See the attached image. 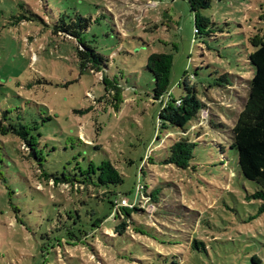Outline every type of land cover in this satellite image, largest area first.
Wrapping results in <instances>:
<instances>
[{"label": "rangeland", "instance_id": "rangeland-1", "mask_svg": "<svg viewBox=\"0 0 264 264\" xmlns=\"http://www.w3.org/2000/svg\"><path fill=\"white\" fill-rule=\"evenodd\" d=\"M207 1L199 15L211 25L195 37L189 0H0V264H264L258 187L231 148L264 0ZM78 16L100 72L81 66L84 49L64 32ZM157 53L173 55L175 98L189 96L184 78L198 91L184 129L160 119ZM182 138L196 145L190 167L164 164ZM107 161L122 185L80 183Z\"/></svg>", "mask_w": 264, "mask_h": 264}, {"label": "trees", "instance_id": "trees-1", "mask_svg": "<svg viewBox=\"0 0 264 264\" xmlns=\"http://www.w3.org/2000/svg\"><path fill=\"white\" fill-rule=\"evenodd\" d=\"M192 11L196 13V29L195 37L200 34L207 33L210 22L206 18H201L199 13L208 4L207 0H189ZM85 19L77 17V22H72L68 27L70 30L64 31L67 36L77 38L81 47L78 49V58L81 66L87 67L88 64L96 72H100L104 65V59L101 55L90 46L86 45L81 38V34L86 31L82 23ZM86 21V20H85ZM86 25V24H85ZM249 62L254 68V77L250 83V95L246 103L244 111L241 113L234 129L231 148L238 152L239 167L242 175L249 181L254 182L258 189L253 195V199L261 202L260 212L264 213V43L261 44L255 52L249 56ZM174 65L172 54L157 53L153 54L150 59L149 71L155 80L154 100L160 101L168 96V101L160 113V119L174 127L183 128L189 122L192 112L200 109L201 102L197 99L198 91L196 86H189V81L185 78L179 83L187 89L189 96L187 98L177 99L171 92V75ZM228 75L225 74L220 78V82L212 84L210 87L223 86L229 83ZM15 135L20 136L24 140V144L31 149L30 153L36 155L37 143L33 140H27L28 132L26 126L10 127ZM195 143L189 139L182 138L169 148V155L164 161L166 165H174L180 169L190 167V162L194 158ZM91 172L96 176L93 178L89 173L88 177L81 184L86 187L108 189L112 186H119L124 183L123 175L110 162H104L101 166ZM42 173L48 178L59 182L73 183L75 179H66L65 177H51V175ZM141 190L146 193L148 189L141 186ZM106 194H110L108 191ZM159 190H155L152 196L158 195ZM112 208L118 207L117 201L110 200ZM127 216H130L136 208H123Z\"/></svg>", "mask_w": 264, "mask_h": 264}, {"label": "built area", "instance_id": "built-area-1", "mask_svg": "<svg viewBox=\"0 0 264 264\" xmlns=\"http://www.w3.org/2000/svg\"><path fill=\"white\" fill-rule=\"evenodd\" d=\"M140 190H141V188H140ZM127 202H128L127 200H123L122 204L127 205Z\"/></svg>", "mask_w": 264, "mask_h": 264}]
</instances>
